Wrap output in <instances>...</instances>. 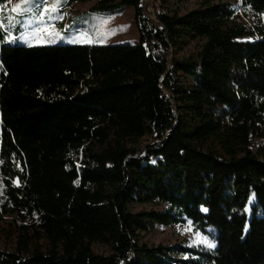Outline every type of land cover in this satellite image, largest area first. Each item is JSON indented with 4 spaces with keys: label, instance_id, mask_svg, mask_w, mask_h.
Returning a JSON list of instances; mask_svg holds the SVG:
<instances>
[{
    "label": "trees",
    "instance_id": "obj_1",
    "mask_svg": "<svg viewBox=\"0 0 264 264\" xmlns=\"http://www.w3.org/2000/svg\"><path fill=\"white\" fill-rule=\"evenodd\" d=\"M182 1L96 0L69 23L131 8L135 44L9 45L21 25L0 28V225L25 223L0 264H264V0ZM188 39L198 52L173 57ZM186 222L214 247L138 243Z\"/></svg>",
    "mask_w": 264,
    "mask_h": 264
},
{
    "label": "rangeland",
    "instance_id": "obj_2",
    "mask_svg": "<svg viewBox=\"0 0 264 264\" xmlns=\"http://www.w3.org/2000/svg\"><path fill=\"white\" fill-rule=\"evenodd\" d=\"M231 5L233 8H239L240 0H221ZM21 0H7L5 4L0 7V22H2L7 30L9 20L8 17H14V23L19 22L21 26H24V32L20 37H12L8 32L4 43L9 45H83V44H122L130 43L135 44L137 42V32L133 24V12L131 8H123L114 15L110 16H93L91 15V32L87 31H67V26L72 19H75L83 14H89L95 6L96 0H90L86 3H74L70 7L58 8L54 16L62 18L49 19L48 16L43 17L44 24L54 25L49 31H44L41 21L29 13L21 17V15L14 13L12 9L16 7ZM38 0H35V4ZM54 0L47 2L48 4L53 3ZM201 0H184L182 2H172L170 6L176 8L179 13H184L189 10L195 9L199 6ZM44 3V2H43ZM41 3V5L43 4ZM36 8H33V12ZM240 12V11H239ZM106 21V22H103ZM246 22L247 19L244 18ZM38 29L34 34L35 38L27 35L31 29ZM66 30L64 32L63 30ZM6 30V31H7ZM80 34L81 36L77 42H72ZM90 41V42H89ZM241 42H250V38L240 39ZM21 43V44H20ZM203 41L199 39H188L183 42L179 49H172V56L175 58L188 57L195 55L200 49ZM181 80V79H180ZM149 140V137H144L140 141V146L145 144ZM264 140L253 138L250 141V149L252 152H257L263 145ZM3 195L2 184L0 180V197ZM253 203V198L249 199L248 205ZM163 206H150V205H131L130 211L132 213H138L140 211L148 210H161ZM248 213V210H247ZM5 220L0 225V250L14 251L17 242V224H25L19 219L4 218ZM198 233V232H197ZM197 233L192 231L189 222L178 225L162 226L159 224H153L148 226L147 230L137 232L138 243L150 245H164V246H206L208 244L201 241L200 237L205 238L202 234L197 236ZM211 244V243H210ZM92 249L97 254L106 253L105 247L101 245H93Z\"/></svg>",
    "mask_w": 264,
    "mask_h": 264
},
{
    "label": "snow or ice",
    "instance_id": "obj_3",
    "mask_svg": "<svg viewBox=\"0 0 264 264\" xmlns=\"http://www.w3.org/2000/svg\"><path fill=\"white\" fill-rule=\"evenodd\" d=\"M62 3V0H54L53 3L48 4L47 0H44V3L42 5H36L35 4V0H21L20 3H18L16 5V7L14 9H12V11L14 13H17L19 15H23L26 13H33L34 16H36L40 21L41 24L43 25V29L44 31H49L52 27H54V25L51 24H44L43 23V17L44 16H48L49 19H55V18H62L59 16H54L53 14L57 12L58 8L60 7ZM36 8V11L33 12V8ZM9 20V25L8 27H11L12 24L14 23V17L10 16L8 17ZM106 22V21H103ZM0 28H3L5 31L7 30V28L5 27V25L0 22ZM38 31V29H31L29 32H27V35L32 36L33 38H35L34 34ZM85 34H80V36H78L75 40H73L72 42H77L81 36H84ZM90 42V41H89ZM206 211V209H204ZM199 233H197V236L199 237ZM201 241L204 243H208V241L206 240V238L200 237ZM209 247H214L213 244H208Z\"/></svg>",
    "mask_w": 264,
    "mask_h": 264
},
{
    "label": "crops",
    "instance_id": "obj_4",
    "mask_svg": "<svg viewBox=\"0 0 264 264\" xmlns=\"http://www.w3.org/2000/svg\"><path fill=\"white\" fill-rule=\"evenodd\" d=\"M29 13H26V14H23L21 15V17L25 16V15H28ZM72 27H70L69 25L67 26V31H78L77 29H74V30H70ZM13 30V29H12ZM66 30L64 29L63 31L66 32ZM24 32V26H20V30L19 32L17 33V35H15V37H20L21 34ZM13 34V32L11 33Z\"/></svg>",
    "mask_w": 264,
    "mask_h": 264
}]
</instances>
